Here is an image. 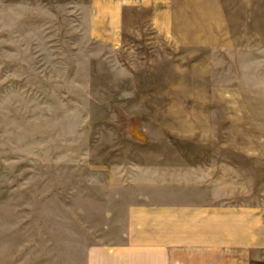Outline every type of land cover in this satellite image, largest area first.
<instances>
[{"label":"rangeland","instance_id":"rangeland-1","mask_svg":"<svg viewBox=\"0 0 264 264\" xmlns=\"http://www.w3.org/2000/svg\"><path fill=\"white\" fill-rule=\"evenodd\" d=\"M86 1L0 0V264L163 240L135 205L190 216L171 264H264V0H179L172 37L118 45Z\"/></svg>","mask_w":264,"mask_h":264},{"label":"crops","instance_id":"crops-1","mask_svg":"<svg viewBox=\"0 0 264 264\" xmlns=\"http://www.w3.org/2000/svg\"><path fill=\"white\" fill-rule=\"evenodd\" d=\"M178 3L179 0H87L82 11L86 16V31L92 39L118 45L125 36L142 28H149L164 37L167 35L172 37L174 9L178 7ZM135 207L132 212L134 221L143 222L155 219L153 222L163 220L166 223H172L170 226L166 224L165 228L162 226L156 229L157 232H164L163 240L154 242L150 236L141 237L139 238L141 242L149 243L144 246L135 242V236L132 242L125 246L127 251L101 253V264H171L172 253L175 249L173 239L183 235L182 226L176 225L178 221H189L190 216H179L181 218L177 221V217L174 218L170 212H167V209L159 210L157 215H153L138 205ZM214 220L213 213L204 217V221L207 222H214ZM137 230L133 231V235H136ZM204 236L205 233L200 235L202 238ZM208 236L213 237L214 234H208ZM202 244L204 242L200 241L197 245L202 247ZM217 253L207 251L202 254L209 255L208 260L211 261V255Z\"/></svg>","mask_w":264,"mask_h":264}]
</instances>
